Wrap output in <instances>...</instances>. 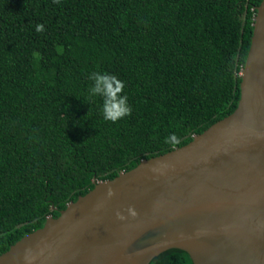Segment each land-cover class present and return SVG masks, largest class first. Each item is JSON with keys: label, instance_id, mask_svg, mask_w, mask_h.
<instances>
[{"label": "trees", "instance_id": "16d2710c", "mask_svg": "<svg viewBox=\"0 0 264 264\" xmlns=\"http://www.w3.org/2000/svg\"><path fill=\"white\" fill-rule=\"evenodd\" d=\"M261 2L0 0V254L94 178L183 146L231 114ZM92 71L126 82L129 116L103 119L87 94ZM173 132L178 142L165 143ZM150 264L193 262L172 248Z\"/></svg>", "mask_w": 264, "mask_h": 264}, {"label": "water", "instance_id": "95a60500", "mask_svg": "<svg viewBox=\"0 0 264 264\" xmlns=\"http://www.w3.org/2000/svg\"><path fill=\"white\" fill-rule=\"evenodd\" d=\"M240 75L231 114L183 146L94 178V188L11 245L0 264H150L172 248L193 264H264V0Z\"/></svg>", "mask_w": 264, "mask_h": 264}, {"label": "clouds", "instance_id": "9594fccd", "mask_svg": "<svg viewBox=\"0 0 264 264\" xmlns=\"http://www.w3.org/2000/svg\"><path fill=\"white\" fill-rule=\"evenodd\" d=\"M37 32L44 30L43 24H37L35 26ZM88 80L91 81L90 86L87 89V94L90 100L99 98L101 100L100 109L102 111L103 119L111 121L113 123L129 116L132 112V107L129 103V96L125 91L126 82L120 79L117 75L102 72L92 71L88 74ZM165 143H177L178 137L175 132L170 133L164 138ZM108 198L115 195V190L111 187L107 189L106 193ZM127 213L130 216H135L136 210L133 207H129ZM118 219L123 220L126 217L123 213L117 212ZM34 257L25 256L26 260H32Z\"/></svg>", "mask_w": 264, "mask_h": 264}]
</instances>
